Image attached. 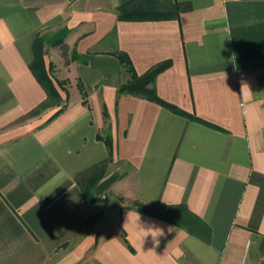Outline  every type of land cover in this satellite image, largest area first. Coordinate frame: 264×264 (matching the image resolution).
Listing matches in <instances>:
<instances>
[{
    "label": "crops",
    "instance_id": "1",
    "mask_svg": "<svg viewBox=\"0 0 264 264\" xmlns=\"http://www.w3.org/2000/svg\"><path fill=\"white\" fill-rule=\"evenodd\" d=\"M62 27V100L25 116L35 37ZM118 50L195 118L118 93ZM0 264H264V0H0Z\"/></svg>",
    "mask_w": 264,
    "mask_h": 264
},
{
    "label": "trees",
    "instance_id": "2",
    "mask_svg": "<svg viewBox=\"0 0 264 264\" xmlns=\"http://www.w3.org/2000/svg\"><path fill=\"white\" fill-rule=\"evenodd\" d=\"M119 18L121 19H137L135 15L129 14L126 11L125 6L119 7ZM68 33V29L66 27H62L56 31H46L43 33L37 34L35 37L34 43H33V51H34V59L33 62L30 65V68L34 75L37 77L39 82L42 84V86L45 88L46 91V98L44 101L39 103L37 106H35L32 110H30L25 116H32L43 109L51 106L59 104V102L62 100L60 93L56 89V87L53 85L51 78L46 70V67L44 65L43 61V55L44 50L46 47L51 46H61V48H64V39ZM115 56L118 60L119 66L123 73L127 74L128 78L121 82L117 88L118 93H127L132 95H137L149 100H152L158 104H160L163 107L168 108L174 113L183 114L188 117L195 118L193 116H190L177 106L168 103L167 101L163 100L159 97V95L156 92V88L154 85V79L158 71H160L163 68L162 64H157L156 66L149 69L145 74L138 75L132 65V62L127 55V53L118 50L115 53ZM76 57V55H74ZM51 68V65L49 66V70ZM83 95V101L85 92L82 91ZM60 111V108L55 112L58 113ZM198 119V118H196ZM105 142H107V145L110 147V139L109 137L104 138ZM108 159H105L89 169L82 172L78 177L77 180L81 184L84 193L89 197V199L93 200L94 198L91 196V187L93 183L99 179L103 173L105 172L107 168ZM179 206H164V207H156L148 203H144L141 201H134L132 208H135L136 210L151 214L166 220H169L173 223L180 224L179 223V212L175 211Z\"/></svg>",
    "mask_w": 264,
    "mask_h": 264
},
{
    "label": "rangeland",
    "instance_id": "3",
    "mask_svg": "<svg viewBox=\"0 0 264 264\" xmlns=\"http://www.w3.org/2000/svg\"><path fill=\"white\" fill-rule=\"evenodd\" d=\"M25 118H19L18 120H17V122H19V121H23Z\"/></svg>",
    "mask_w": 264,
    "mask_h": 264
}]
</instances>
